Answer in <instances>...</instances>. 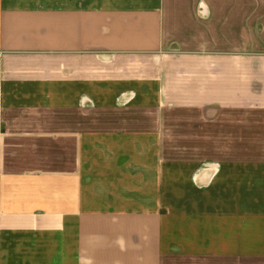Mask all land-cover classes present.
Masks as SVG:
<instances>
[{
	"label": "crops",
	"instance_id": "0c3cea01",
	"mask_svg": "<svg viewBox=\"0 0 264 264\" xmlns=\"http://www.w3.org/2000/svg\"><path fill=\"white\" fill-rule=\"evenodd\" d=\"M258 120L264 0H0V264L263 261Z\"/></svg>",
	"mask_w": 264,
	"mask_h": 264
},
{
	"label": "rangeland",
	"instance_id": "374dc122",
	"mask_svg": "<svg viewBox=\"0 0 264 264\" xmlns=\"http://www.w3.org/2000/svg\"><path fill=\"white\" fill-rule=\"evenodd\" d=\"M112 117H114V116H108V115H106L104 113L103 114L97 113L96 118L98 120H95V123L97 122L98 125L99 124L100 125H104V123L107 121L106 119L112 118ZM240 121H242V122L244 121L245 122V123L244 122L243 123L245 125L244 128L246 130L250 131V129L253 128V124H252L253 120H240ZM258 121L263 122L264 120H258ZM97 124H95V125L98 126ZM187 127H188V125L186 123V120H183V121H180V124L177 125V127H175V128L173 127V131H175V132H176V130L184 131L185 128H187ZM263 127H264V122H263L262 125L257 124L255 128H263ZM255 131H258L257 133L255 132V136H254L255 140L253 141V139H252V141L249 144L253 145V144H256L258 142L256 144V148L262 149L263 148V140H261V139H263L264 131H262V129L261 130L258 129V130H255ZM175 135L176 136H183V135H178L177 133ZM257 264H264V260L263 261H258Z\"/></svg>",
	"mask_w": 264,
	"mask_h": 264
}]
</instances>
